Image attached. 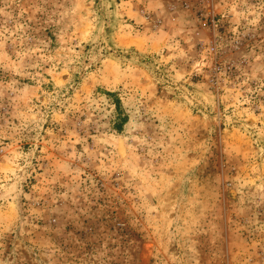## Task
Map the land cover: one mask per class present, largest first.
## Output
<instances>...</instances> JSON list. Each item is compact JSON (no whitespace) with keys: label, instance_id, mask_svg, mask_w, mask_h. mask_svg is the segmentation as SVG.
I'll return each mask as SVG.
<instances>
[{"label":"rangeland","instance_id":"rangeland-1","mask_svg":"<svg viewBox=\"0 0 264 264\" xmlns=\"http://www.w3.org/2000/svg\"><path fill=\"white\" fill-rule=\"evenodd\" d=\"M0 264H264V0H0Z\"/></svg>","mask_w":264,"mask_h":264}]
</instances>
